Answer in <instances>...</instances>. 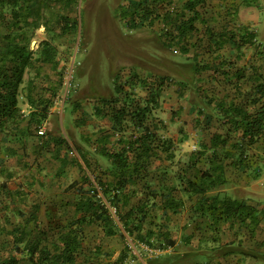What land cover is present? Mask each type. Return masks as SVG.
Instances as JSON below:
<instances>
[{
  "label": "trees",
  "instance_id": "16d2710c",
  "mask_svg": "<svg viewBox=\"0 0 264 264\" xmlns=\"http://www.w3.org/2000/svg\"><path fill=\"white\" fill-rule=\"evenodd\" d=\"M180 1L135 0L122 7L121 13L134 27L139 23L136 16L142 20L148 19L150 25L160 18L163 27L160 35L155 34L153 39L167 50L175 48L180 54H186L193 46L190 37L197 29L196 22L203 21L214 5L211 0ZM78 2L79 0H0V176L4 179L0 182V264H95L97 259L93 249L86 247L85 230L88 225L102 222L106 233L112 234L113 227L129 225L132 218L141 222L150 215L153 217L158 196L161 197V208L164 210L175 213L178 207H183L181 199L171 196V192L160 193L156 187L153 189L148 180L149 176L153 177L157 159L163 154L165 160L171 161L175 157L177 141L159 133V127L155 126L151 118L158 105L162 87L175 79L179 84V95L186 96L200 116L209 114L211 118L206 124L198 121L204 131L200 145L191 152L188 162L184 161L187 170L178 174L180 180L187 176L184 191L189 198L201 195L190 205V219L201 218L199 224L203 222L204 226L209 220L214 230L222 219L243 221L244 215L249 217L252 208L243 201L228 195L220 198L207 193L227 180L226 167L233 166L254 176L259 174L255 168V158L264 152V52L262 62L258 64L233 66V62L226 58L214 64L213 55L222 46L212 42V38L206 46L203 38L200 39L195 46L198 51L195 50L191 58L188 56V62L184 64L157 58L152 59V65L143 66L154 74L153 82L146 79L141 81L149 90L145 97L136 96L132 90L126 89V86L139 82L138 74L134 73L124 81L115 76V92L101 98L102 105L97 112L101 116L108 113L114 128L120 133L116 150L103 147L110 134H102L103 146L97 148V152L111 163L110 170H106V174L113 176L110 182L94 176L95 181L86 188L73 181L67 188H75L77 196L72 200L58 198L50 204L33 203L27 206L30 210L28 213L17 206L14 200L15 190L10 189L8 184L12 173L7 172L5 166L7 158L15 154L10 138L24 135L25 131L28 134L31 124H35L38 130L52 106L49 97L34 101L29 91V101L37 106L31 111L28 123L21 126L24 116L18 104V89L26 68L34 60L52 63L57 68L59 49L53 39L55 36H69L78 31L77 14L72 15V7ZM41 8L46 11L49 9L46 17L42 16ZM40 16L46 18L43 25L47 31L53 32V36L42 40L37 48L32 49L31 35L39 27L37 20ZM219 56L221 54L217 57ZM156 68L158 69L152 70ZM215 73L222 75L226 83L235 81L233 94H242L240 102L234 101L230 92L218 100H215L214 94L210 95L213 89L209 91L208 83ZM254 75L257 76L255 81ZM59 77L61 79L62 76ZM249 82L251 84L248 88ZM60 87L59 80L51 87L52 96L57 95ZM88 91L85 96H90ZM123 131H129V136H125ZM204 155L209 158L207 161H210V165L203 168L199 164L205 158ZM82 158L89 166L90 158ZM41 210L45 214L52 212V215L44 220L39 217ZM164 237L167 242H158L172 247V250L145 258L147 264L151 261L159 264H198L199 257L214 258L215 255L225 256L236 251L264 259V251L254 252L245 246L235 245L232 241L202 250L192 248L188 254L177 253L173 251L174 241L166 235ZM190 237L187 236L185 243H190ZM152 240L145 236L136 242L141 246L145 244L157 248L159 244ZM212 240H216V237ZM128 246L127 252L114 264H142L137 256L129 254L130 245Z\"/></svg>",
  "mask_w": 264,
  "mask_h": 264
},
{
  "label": "crops",
  "instance_id": "0c3cea01",
  "mask_svg": "<svg viewBox=\"0 0 264 264\" xmlns=\"http://www.w3.org/2000/svg\"><path fill=\"white\" fill-rule=\"evenodd\" d=\"M211 2L213 3L214 7L205 15L203 21L199 20L196 22L197 29L193 33V36L190 40L193 46L191 49H189L188 53H191L190 51L194 49V46H196L197 43H195V40L199 41L203 38V42L205 43L204 46H206L209 43V40L212 38V42L215 41L222 46L221 49L219 51H216V53H214L213 55L214 64H217V62H220V59L224 58H226L227 61L231 60L233 62V66H238L239 63H241V65L239 66H244L246 63H250L248 61H243L246 55L241 52L242 46H253V48L257 46H264V43L262 42L264 41V32L261 34L260 38L258 35L259 22L262 15H264V0H211ZM42 27L44 28L45 26L42 25ZM176 51L178 50L176 49ZM218 54H221V56L217 57ZM238 55L242 57L241 60H234V57ZM251 63L255 62L253 61ZM32 64L36 66L34 67V77H29V68L27 67L23 76V81L18 89V104L20 106L21 113L24 116V118L20 122V125L25 126L28 123L31 111L35 110L37 106L32 105V103L29 101V91L34 101L49 97L52 102V106L49 109L47 117L41 123V126H44L45 130L43 134L38 132L35 124H31V131H29L28 134H26L27 131H25V133H23L24 135L19 134L10 138V140H12L13 142V147L15 148V154L10 155L9 157L20 156L19 161L21 164V168L23 167V170L25 168H29V170L25 169V172L22 170V172L25 173L26 176L23 174V181L15 185L14 189V200L16 201V203L19 202L17 203V206L20 209H22L23 205L27 206L26 203H28V205H31L33 203H39L42 205L44 202L50 204L53 200H57L58 198L72 200L77 196L75 188L68 189L71 190V192H69L70 196H67V198H65L64 195L59 194L58 196H54L53 200L49 199V201L46 199L47 196H36L33 193L35 190V183L38 182V179L40 178L38 175L42 176V174H46L47 166L41 163V160L43 158L46 161L52 160L58 163L57 166H55L56 168L54 174H52L54 176L62 172V167H64V165L74 163L80 169L83 168L82 172L84 174L82 175V179L84 184L89 182L87 184H89L90 186V183L95 181L94 176H99L103 181L110 182L113 176L108 175V173L106 174V169L103 168L100 164L101 159L104 160V162L107 164V161L109 160L99 154L97 152V148H99V146H103L101 140L102 134L103 136L104 134H110V138L107 141H104L106 145L103 147H106L111 151L116 150V148L118 147L117 138L120 136V133H118L114 128L113 122L111 121V118H109V115L107 113V115H104L107 120L101 119L103 123L102 125H100L107 128L98 127L99 134H97L95 138V143H97L95 148L98 156H96L97 158H94V153L91 152L90 149H87V147H85L86 145H83V142H85L86 140L83 137V133L77 132V130L73 126L75 123L77 125L79 124L80 121L77 120L79 117H81L82 121H85V124L91 123L93 121L92 119L96 120L97 118L95 117H101V115H98L97 112H99V108L102 105L101 98L105 96H99L98 93L101 92H99V90H96L97 94L93 96V99L85 98V93H87L85 87V91L83 90L80 99H82V101H85L83 104H91L90 102H93V106H91L92 108H90L89 111V109H87L86 107L83 108L77 105L78 103L71 102L70 111L72 117L69 122L68 129L64 130L61 128L63 106L62 111L61 107L57 106V100L59 97L58 95L61 92V87L58 90L56 96H52L51 94V87L55 85L58 78L56 81L53 79L50 80V82L43 87H39L36 84L38 83V81H40L41 78L45 76L42 72L44 66H49L53 71L54 69L55 71H59L60 67L57 65L56 68L52 63H43L37 60H34ZM132 70L134 71L135 69ZM56 77H58V75H56ZM256 79L257 76L254 75V81ZM47 80L49 81V78L45 76L43 81ZM24 83L27 84L25 89H23ZM234 83V80H232L230 83H226V80H224L222 75L215 73L213 77L209 79L208 83L209 91L213 89V91H210V95L214 94L215 100H218V98L223 95H227V92H230L232 93L231 97H233L234 101L240 102L242 99V94H233ZM248 84L249 88L251 83L249 82ZM243 87H245V85ZM23 91H25L24 94L27 96L26 107H23L24 104L20 100ZM240 92L242 93L241 90ZM146 93L142 97H145ZM180 98H184V100L187 101L189 110L194 111L197 115L196 121H200L201 116L197 112V109L189 104L187 97L180 96ZM213 104H215V102ZM203 116H206V120L203 119L202 121L203 124L208 123L211 119L210 115L205 114ZM62 133L64 135H62ZM123 133L125 134V136H129V131H126V133L125 131H123ZM70 139L72 140V142L74 141L72 144L68 143ZM206 140H208V138ZM66 143L69 144L70 148H65L64 145ZM29 148H31V151L29 150ZM191 152L194 151L191 150ZM191 152H187L186 154V163L188 162ZM28 153H32L36 157L34 163H27L25 155L28 156ZM68 155L73 156L72 158H68ZM177 155L178 146H176L174 159L178 157ZM82 156H87L88 158H90L89 166L86 165ZM9 157L7 159H9ZM204 157L205 158H203L202 162L199 164L203 168L210 165V161H207L209 160V158H207L205 155ZM92 158H94L93 161ZM163 158L164 154L160 157V159H157L155 161L153 177L149 176V183L152 184L153 189H155L156 187V189H158L160 193L171 192V196H174L177 199H181L184 202L183 207H178L175 213L164 210L161 208V197L158 196L156 199L157 205L153 210V217H151L150 215L141 222H138L134 220V218H132L129 222V225L126 224L123 226L119 225L120 227H113L112 229L114 233L112 234L106 233V231L103 229L105 228V225L102 222H94L88 225L85 230L87 236L86 247L93 249V252L95 253L97 259V262L95 264H114V262L118 260L119 257L127 252L130 239L136 242L137 239H143L145 238V236H148L155 241L167 242V239L164 237V235H166L169 239H172V241H174L175 248L173 251L177 253L180 252L182 254H188L189 252H191L192 248L202 250L206 247H213L221 243H227L231 241L234 242L235 245L239 244L238 246L240 247L245 246L248 248V250H252L254 252L264 251L263 205H258L257 202L248 201L241 195L233 192L234 189L239 186L236 176H240L243 172L242 170L233 168V166L232 168L226 167L227 170L225 175L227 177V180L223 183H219L207 194L214 196L218 195L220 198L224 195L237 198L252 208L250 212H252L253 215L250 214L249 217L247 215H244L245 219L243 221L239 219L236 221L234 218L222 219L219 221L217 228L213 230L212 228L214 227L211 228L209 220L205 222L206 226H204L203 222L199 224V222L202 220L201 218L194 217L190 219L189 217L190 205L193 204L201 195H193L190 196L191 198H189V195L184 191V187L186 186L185 180L187 176H185L183 180L178 179L179 172H184L185 170H187L186 163H177V165L174 162V159L170 161ZM256 158H260V156H257ZM31 164L32 167H30ZM5 166L7 172L12 173L11 179H13L17 173L16 166L12 164L9 165L8 168L7 165ZM18 167L19 166H17V168ZM255 168L257 169L259 176L262 172L263 167L261 165L255 166ZM109 170L110 169H108L107 171ZM170 170H173V172H175V177L173 178H176L177 182H175L173 178L170 181L165 180V176L167 175V173H169ZM164 172H166V174H164ZM240 177H238V179H240ZM41 178L43 179V177ZM41 178L40 181H42ZM2 179L3 176H0V182L2 181ZM182 182L183 184H181ZM27 186L32 187L31 193H28V191L26 190ZM28 198L32 199L29 200ZM48 215H52V212L45 214L46 217H48ZM11 216L14 217L13 214H11ZM19 217L20 215L17 216L16 220L19 219ZM39 217L41 218V216ZM46 217L42 219L46 220ZM136 225L138 226L136 227ZM188 235L191 236L189 244L185 243L187 242ZM213 237H216V240L213 241ZM140 260L142 264H147L146 259ZM199 260L200 262H198V264H264V259L246 256L238 251L225 256L215 255L214 258L199 257ZM149 263L159 264V262L154 261H151Z\"/></svg>",
  "mask_w": 264,
  "mask_h": 264
},
{
  "label": "rangeland",
  "instance_id": "374dc122",
  "mask_svg": "<svg viewBox=\"0 0 264 264\" xmlns=\"http://www.w3.org/2000/svg\"><path fill=\"white\" fill-rule=\"evenodd\" d=\"M134 1L135 0H79L78 4L72 7V12L74 13L72 15L77 14L78 17V31L69 36L57 37L54 35V43L59 49L58 66L60 69L59 71H55V69L53 71L49 66H44L42 72L49 78V81H43L45 78L44 76L36 84L39 87H43L52 79L56 81L58 78L55 84L60 80L61 92L58 95L57 106L61 107V111L63 106L62 129L67 130L69 127V122L72 117L70 111L71 102L78 103L77 105L83 108L86 107L89 111L90 108H92L93 102H90L91 104H83L85 101L80 99L83 90L85 91V87L86 92L89 90L88 94L90 95L87 97L85 96V98L93 99V96L97 94L96 90L101 92L98 93L99 96L108 97L115 92L114 78L116 75L121 77L124 81L130 75L132 76L136 73L139 76V82L144 79L148 82H153L154 74L143 67L145 65H152V59L159 58V60L170 61L175 64H184L188 62V56L191 57L198 51L194 46L196 51L193 49L190 51L191 53L180 54L175 48L167 50L156 42L153 36H155V34L160 35L159 33H161L163 27L160 18L155 19L154 24L150 25L148 19L142 20L140 17L136 16L137 23L139 22L137 27L131 25V22L127 21L128 19H124L121 10H123L122 7ZM41 13L43 14L42 16L46 17L45 14L49 13V9L46 11V9L41 8ZM45 17L40 16L39 20H37L39 21V27L32 31L31 41H34V45H31L32 49L37 48L42 39L52 38L53 36L52 31H47L45 27H42L44 19H46ZM132 24H135V22H132ZM263 32L264 15H262L259 22V38ZM262 42L264 43V41ZM195 43H198V41L195 40ZM202 49L204 52V48ZM241 52L246 55L243 61H248L250 63L254 61L258 64L262 62L261 56L262 52H264V46H257L254 48L253 46H242ZM241 58L242 57L238 55L234 57V60H241ZM250 63H246L245 65L248 66ZM239 65H241V63H239L238 66ZM31 66V68L28 67V75L29 77H34V67L36 66L33 64ZM132 69L135 70L133 71ZM157 69L158 68L152 70ZM70 70L71 74L68 72ZM56 75H58V77H56ZM59 76H62L61 79ZM68 79L69 82H71V88L70 92L65 94ZM175 80H172L168 85L162 87V94L159 98L158 105L152 112L151 118L153 123L159 127V129H157L159 133L164 136H170L177 141L178 157L174 159V162L176 164H183L184 161L187 160V152L196 150L197 147H199L204 131L201 129L202 125H199L196 121V113L189 110L187 101L184 100V98H180L179 84L177 79ZM139 82L133 86H126L128 87L126 88L127 91L132 90L134 94L139 97L144 96L147 92V96L149 92L148 88L144 86L142 82ZM26 86L27 84L24 83L23 89H25ZM24 93L25 91H23L20 100L24 104L23 107H26L27 96ZM95 118L97 119H92L93 121L91 123L85 124V121H82L81 117H79L77 119L80 121L79 124L77 125L75 123L73 127L77 132L83 133V137L86 139L83 145H86L85 147L94 153V158H97L96 156H98V154L95 148L97 143H95V138L97 134H99L98 127H107L100 126L103 123L101 119H106L104 116ZM203 119L206 120V116H201L200 121L202 122ZM62 135L64 134L62 133ZM73 142L71 139L68 141V143L71 144ZM68 143L64 145L66 149L70 148ZM30 149L31 148H29V150ZM72 156L73 155H68V158H72ZM25 157L27 163L30 164L31 162H35L36 157L32 153H28V156L25 155ZM94 158H92V161ZM19 160L20 156H12L7 159L6 163L7 168L12 164L16 166L17 170L14 178L8 181L12 190L15 189V185L23 181V174L25 175V173L22 172L23 167L21 168ZM255 160V166L262 165L263 167L261 174L255 177L253 174L248 173V171H243L240 175L241 177L236 176L239 186L236 187L233 192L241 195L248 201L257 202L258 205H263L264 207V152L260 154V158H255ZM51 161L52 160L46 161L44 158L41 160V163H43V165L45 164L48 168L46 167L45 175H38L40 178L43 177V179L41 178L42 181H40L39 178V181L35 183V190L33 193L36 196H47L46 199L48 201L49 199L53 200L54 196H58L59 194L67 198V196H70L69 192H71V190L67 189V186L73 181L86 188L91 186L87 184L89 182L84 184L82 179V175L84 174L82 172L83 168L80 169L74 163L64 165V167H62V172L55 176L52 175L58 163ZM101 162L100 164L103 168L106 170L110 168L111 163L109 161H107V164L101 159ZM17 166L19 167L17 168ZM30 167H32V164ZM25 169L29 170V168ZM25 169L23 170L24 172L26 171ZM174 175L175 172L170 170L165 176V180L170 181L175 177ZM238 177H240V179H238ZM3 180L4 179H2V181ZM174 181L177 182V179L175 178ZM26 190L28 193H31L32 187L27 186ZM26 204L29 206L28 203ZM27 206L23 205L22 210L28 213L30 210ZM39 216H41V218L46 217L43 210H41ZM152 242L159 244L156 246V249L160 251V254L172 250V247L164 246L154 239ZM129 245V254L137 256V259L144 260L147 257H151L146 255L147 253H145L144 248H141V244L130 239ZM133 250H135V252H133Z\"/></svg>",
  "mask_w": 264,
  "mask_h": 264
},
{
  "label": "built area",
  "instance_id": "2783aa9c",
  "mask_svg": "<svg viewBox=\"0 0 264 264\" xmlns=\"http://www.w3.org/2000/svg\"><path fill=\"white\" fill-rule=\"evenodd\" d=\"M68 72L71 74V70L68 71ZM70 85H71V82H69V79H68L67 80V84H66V88H65V94H68L70 92V88H71ZM38 129H39L38 130L39 133L43 134L45 132L44 126H40ZM111 210L113 212L115 211L114 208H111ZM141 248H144L145 253H147L146 255H149V256H155V255H159L160 254V251L158 249L152 248V247H150L148 245H145V244L142 245ZM133 252H135V250H133Z\"/></svg>",
  "mask_w": 264,
  "mask_h": 264
},
{
  "label": "water",
  "instance_id": "95a60500",
  "mask_svg": "<svg viewBox=\"0 0 264 264\" xmlns=\"http://www.w3.org/2000/svg\"><path fill=\"white\" fill-rule=\"evenodd\" d=\"M31 45H34V41H32Z\"/></svg>",
  "mask_w": 264,
  "mask_h": 264
}]
</instances>
